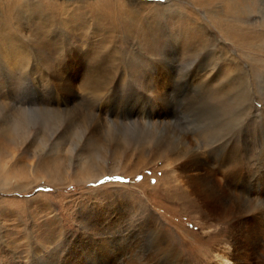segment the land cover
I'll use <instances>...</instances> for the list:
<instances>
[{
	"label": "rangeland",
	"instance_id": "374dc122",
	"mask_svg": "<svg viewBox=\"0 0 264 264\" xmlns=\"http://www.w3.org/2000/svg\"><path fill=\"white\" fill-rule=\"evenodd\" d=\"M262 12L264 0H0V264H46L53 253L153 264L160 239L189 264H216L231 226L170 197L171 168L141 165L153 146L141 158L134 144L177 133L198 138L210 166L227 144L264 169ZM105 53L111 80L98 92L89 82ZM166 66L175 82L160 101L147 75ZM239 113L236 127L224 124ZM90 154L105 175L78 179ZM248 224L243 264H264V215L257 234Z\"/></svg>",
	"mask_w": 264,
	"mask_h": 264
},
{
	"label": "bare ground",
	"instance_id": "6f19581e",
	"mask_svg": "<svg viewBox=\"0 0 264 264\" xmlns=\"http://www.w3.org/2000/svg\"><path fill=\"white\" fill-rule=\"evenodd\" d=\"M242 9L244 10V8ZM262 13L264 14V12ZM106 54L107 53L102 55L101 58L99 56L100 59L97 58V62L92 66L95 69L94 72H96L97 74L92 77L93 79L91 80V82H89V84L92 87H96L95 91L98 92L103 89L102 86H106V84H108V82H110L111 80V77L109 76L110 73L108 72L109 75L106 73L108 77L105 76L106 74L104 75V70H102L103 68H101V66L104 65L106 61H109V57H107ZM157 72L158 74H156L154 77H149V75H147V80H149L148 84L151 83L152 87L154 86L159 90L151 91L153 92L154 96L158 98L157 100L163 101L165 94H163L161 91L169 90L170 86H172V82L175 79L173 75L174 69L171 67L168 68L166 66L161 67ZM194 78H196V76H193V79ZM238 97L241 98L242 102L243 100H245V96L243 94H239ZM203 99L206 98L203 97ZM241 115V113L233 114L229 119L225 120L224 124L228 127H236L239 120L242 121L243 119V116ZM229 133L230 132L224 133L226 137L224 136L223 139L227 138V135ZM207 138H209V135L204 136L203 141L207 140ZM197 139L198 138H196V140L193 139L191 141H188V138L185 136L181 137V135H178L177 133H168L162 139H154L153 136L141 138L135 141L134 145H136L138 149L140 148L139 156H141V158L143 156H146L145 154L148 153L146 150V145L153 146V149H151V159L147 161L141 160V165L144 166L145 164H150L151 166H153L159 161H162L163 169L171 168V170L173 171V176L171 178L174 181L175 186H170L168 188L170 197L182 201H187L189 203L188 206H190L191 204L192 207H198L200 210L204 211V215H207L209 218H211V222L228 223L231 226V230L228 233H230L229 236L233 245L231 247L226 246V248H223L224 250L216 249L219 251V253L216 252L217 254H215L214 256V258H216V264H243V236L249 239L247 236H245L243 226L245 225V223H249V229L253 231L256 230L257 234L258 218L264 215L263 205L258 206V196L264 198V190H261V192L258 191V179H256L260 177L258 176L260 170L264 169H260L258 167L259 169L257 170V168H254L253 166L251 167L248 163L246 164V162L242 159V149L238 147H230L227 146V144H224L220 148V150L223 149L222 154L218 158H216L214 162V159H212L211 162L213 163V165L210 166L209 162L207 161L208 159L206 158L211 157L209 156V154L205 156V154L201 153L200 149L197 148V146L195 145ZM93 156L92 154H90L88 157L79 159V172H77L78 174H75L78 175V179L82 176L90 181L93 179H99L100 177L105 175V171L101 169L102 167L99 163L98 158ZM257 159L261 163L260 167L264 168V151H262L261 154H258ZM119 168L113 167V171L117 172L120 170ZM217 169L222 170L224 173V179H222L224 181L223 186L220 185L222 182L219 184V180L217 182V179H215ZM52 172L50 174H52ZM55 173L61 174L60 172L56 171ZM54 176L56 175L54 174ZM262 176H264V173H262ZM63 180H66V176L65 179L63 178ZM167 180V178L161 177L159 181L161 184H164ZM251 180L253 181V184L251 183ZM51 181L54 180L52 179ZM178 187L184 192L183 195H176L175 192ZM233 197L236 198L233 200ZM175 246L167 242L165 239H160V241L155 245L154 252L158 255L163 254L164 257L157 258L155 256V262L153 264H189L188 262H186L185 258L180 254V251ZM60 260L61 259H59V257H56V255L53 253L50 255L49 260L46 264H72L73 257L67 255V257L62 261ZM118 261L120 260L111 261L109 264H119L120 262ZM78 264H81V262L79 261ZM135 264H140V262H136Z\"/></svg>",
	"mask_w": 264,
	"mask_h": 264
}]
</instances>
